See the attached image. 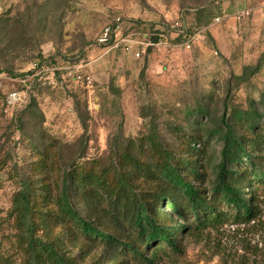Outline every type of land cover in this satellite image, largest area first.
<instances>
[{"label":"rangeland","instance_id":"obj_1","mask_svg":"<svg viewBox=\"0 0 264 264\" xmlns=\"http://www.w3.org/2000/svg\"><path fill=\"white\" fill-rule=\"evenodd\" d=\"M252 3L0 0L1 254L19 264L11 208L21 185L34 178L36 148L55 144L64 166L86 159L109 167L113 152L121 153L132 143L139 147L151 130L179 150L195 125L196 116L191 115L204 99L215 119L223 114L226 99L239 112L249 111L255 100L263 113L264 0ZM244 9L252 10V16L239 23L237 14ZM199 10L204 13L198 26L207 38L203 47L181 49L173 42L176 34L169 38L172 49L151 50L141 58L135 47L105 46L107 30L116 23L125 27L118 39L126 32L133 41H143L152 28L185 24L194 30L193 14ZM51 59L52 65L39 66ZM260 61L261 74L237 85L235 77ZM74 66L84 67L92 85L64 81V70H49ZM8 71L29 78L16 79ZM14 92L22 100L11 105L8 98ZM210 142L206 151L216 159L221 145ZM258 203L256 222L226 223L203 239L190 240L184 264H264V192Z\"/></svg>","mask_w":264,"mask_h":264},{"label":"trees","instance_id":"obj_2","mask_svg":"<svg viewBox=\"0 0 264 264\" xmlns=\"http://www.w3.org/2000/svg\"><path fill=\"white\" fill-rule=\"evenodd\" d=\"M197 12L195 27L204 11ZM172 32L152 28L147 39L156 42ZM115 39L112 33L105 46ZM262 68V61L247 67L235 77L237 85L250 82ZM261 111L255 100L249 111L239 112L226 99L215 119L204 99L179 150L151 130L139 147L132 143L113 152L109 167L86 159L64 166L55 144L36 148L34 178L21 185L11 208L19 264H184L190 240L203 239L226 223L256 222L264 192ZM212 139L221 145L216 159L206 151ZM0 264L15 261L0 252Z\"/></svg>","mask_w":264,"mask_h":264},{"label":"built area","instance_id":"obj_3","mask_svg":"<svg viewBox=\"0 0 264 264\" xmlns=\"http://www.w3.org/2000/svg\"><path fill=\"white\" fill-rule=\"evenodd\" d=\"M252 16V10L244 9L237 14V20L239 23H245ZM222 21L221 17H217L215 19L216 23H220ZM115 28H110L106 33V40L112 34H116V39L114 44L112 45L113 49H117L121 46H125L128 48H136L137 58L145 57L150 50L152 51H168L173 48L171 41L169 40L172 34H176V39L182 38V42L177 43V47L184 49L186 51L193 50L194 47L199 46L203 47L206 43V37L204 35L203 29H198L194 27V30L186 27L185 24L176 25L172 30V34L170 36H160L158 41L152 42L147 39V37L143 41H133L130 36L117 38V34H121L122 32V23H116L114 25ZM173 40V42H174ZM176 43V42H174ZM38 66V65H37ZM51 72L64 70L62 79L67 82H74L80 84L92 85V76L85 72L83 66L77 67H66L64 69L59 67H54L49 69ZM26 82V81H22ZM9 104L16 105L18 102L22 100V95L18 92L12 93L9 98Z\"/></svg>","mask_w":264,"mask_h":264},{"label":"crops","instance_id":"obj_4","mask_svg":"<svg viewBox=\"0 0 264 264\" xmlns=\"http://www.w3.org/2000/svg\"><path fill=\"white\" fill-rule=\"evenodd\" d=\"M252 1H254L255 2V0H250V3H252ZM263 2V1H262ZM253 4V3H252ZM226 12V11H225Z\"/></svg>","mask_w":264,"mask_h":264}]
</instances>
